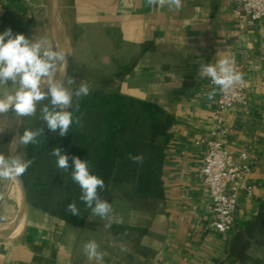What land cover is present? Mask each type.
<instances>
[{"label": "crops", "instance_id": "0c3cea01", "mask_svg": "<svg viewBox=\"0 0 264 264\" xmlns=\"http://www.w3.org/2000/svg\"><path fill=\"white\" fill-rule=\"evenodd\" d=\"M36 1L0 0V32L11 28L40 40ZM234 7L235 0H183L179 11L149 7L147 0H56L54 24L98 35L101 72L109 73L98 88L156 102L173 117L163 191L160 197L105 194L109 216L90 211L76 225L31 204L23 215L12 178H0V264H264V21L241 30ZM43 44L52 48L50 37ZM240 52L249 104L225 113L226 146L236 163L242 153L250 157L253 190L239 196L235 226L223 236L209 228L201 172L206 146L198 143L216 126L219 91L199 69ZM15 87L0 86V95ZM89 240L99 244L100 260L84 254Z\"/></svg>", "mask_w": 264, "mask_h": 264}, {"label": "trees", "instance_id": "16d2710c", "mask_svg": "<svg viewBox=\"0 0 264 264\" xmlns=\"http://www.w3.org/2000/svg\"><path fill=\"white\" fill-rule=\"evenodd\" d=\"M66 111L73 114L67 135L60 136L59 129L50 131L43 118L39 121L37 113L30 130L41 132L37 137L39 143L20 144L24 159L32 161L21 176L25 185L31 173L46 163L50 165L46 180L39 173L40 198L39 202L30 201L31 205L66 222H85L91 210L80 200L81 189L71 179L73 156L86 160L90 174L104 180V189H97L100 199L113 192L133 191L139 197L162 195L163 149L173 117L158 103L97 90L76 97ZM0 145V153L8 156V150ZM54 148H60L69 157L67 170L56 166L57 158L51 154ZM72 202L80 209V215L67 211Z\"/></svg>", "mask_w": 264, "mask_h": 264}, {"label": "clouds", "instance_id": "9594fccd", "mask_svg": "<svg viewBox=\"0 0 264 264\" xmlns=\"http://www.w3.org/2000/svg\"><path fill=\"white\" fill-rule=\"evenodd\" d=\"M183 0H147L149 7H167L169 10L179 11ZM67 53L49 47H45L41 40H30L22 33H13L11 28L0 32V86L9 82L15 87V91L0 95V114L10 111L17 116H32L36 113L37 102L50 97L53 110L48 107L42 109L43 120L50 131L59 135H67L73 123V114L69 111H56L55 106L61 109L67 108L72 102V93L64 86L61 79L56 78L67 75L64 65L67 62ZM234 59L224 57L216 63L202 64L199 69L201 77L211 78V82L220 90L226 91L242 79V75L234 69ZM68 83H75L73 77L68 78ZM47 87V92L43 91ZM90 87L86 82H81L76 96H87ZM216 91L208 94L212 100ZM38 131L24 130L20 136V144H38ZM56 157V166L67 170L69 168V157L61 153L60 148H54L51 153ZM142 161V157L134 158ZM32 161L20 156H5L0 153V178L19 179L30 167ZM73 171L71 179L78 183L82 195L80 200L91 210L93 215L105 219L112 212L110 203L101 200L97 189H104V180L94 174H90L88 162L77 156L72 157ZM94 205V206H93ZM67 211L72 215H80V209L75 202L69 203ZM111 227V224L106 225ZM218 227H221L218 225ZM84 254L90 259L100 260L99 244L95 240H89L83 246Z\"/></svg>", "mask_w": 264, "mask_h": 264}, {"label": "built area", "instance_id": "2783aa9c", "mask_svg": "<svg viewBox=\"0 0 264 264\" xmlns=\"http://www.w3.org/2000/svg\"><path fill=\"white\" fill-rule=\"evenodd\" d=\"M233 19L241 30L250 29L263 22L264 0H235ZM245 55V52H240L229 56L235 61V71L240 74V60ZM211 84L219 91L216 126L208 138H201L198 143L206 146L201 172L212 211L209 228L226 236L236 223L239 196L242 193L251 194L253 187L248 183V176L252 172L250 157L242 153L241 163H236L232 152L226 146L229 128L224 116L228 110L247 106L249 93L243 77L226 91L220 90L212 82Z\"/></svg>", "mask_w": 264, "mask_h": 264}, {"label": "rangeland", "instance_id": "374dc122", "mask_svg": "<svg viewBox=\"0 0 264 264\" xmlns=\"http://www.w3.org/2000/svg\"><path fill=\"white\" fill-rule=\"evenodd\" d=\"M39 5L38 9H34L36 12V17L39 19V26L42 25V43L48 41L49 37L51 39L50 23L48 18L47 0H37ZM57 10V9H56ZM60 13V12H59ZM59 34L56 36L59 40V47L64 49L67 53V63H66V73L62 82L64 86L72 93V101L78 97L76 96V91L78 90L81 82H86L90 87V92L97 90H103L106 92H116L115 89H102L98 88L101 81H105L109 77V73L101 72L100 64V43L97 34L84 35L82 29L74 32V27L69 25H60ZM47 44V43H46ZM53 48V46H52ZM55 49H59L58 46ZM59 74L56 78H58ZM73 77L75 83L69 84L68 78ZM11 84L9 82L7 85ZM50 97H46L44 100L37 102L36 113H39V121L42 119L44 107H48L49 110H53L50 103ZM68 108V107H67ZM67 108L61 109L59 106H55L56 111H66ZM17 116L11 111L2 115L0 117V143L2 147L11 148L12 156L8 153V156H20L23 158V153L20 150V134L24 130H30L33 124V116ZM1 146V145H0ZM14 150V151H13ZM45 167L40 166V168L29 175L28 184H24L25 193L27 196V201L39 202L40 192H39V173H41L44 180L47 179V168L49 164L46 163ZM14 184V181H13ZM15 193L18 196L19 190L16 185H14ZM58 199V195H55V201ZM3 226V225H0Z\"/></svg>", "mask_w": 264, "mask_h": 264}, {"label": "water", "instance_id": "95a60500", "mask_svg": "<svg viewBox=\"0 0 264 264\" xmlns=\"http://www.w3.org/2000/svg\"><path fill=\"white\" fill-rule=\"evenodd\" d=\"M55 2H56V0H47L48 18H49V23H50V31H51V39H52L53 49H55L57 46H59V40L57 39V37L55 35V30H54V6H55ZM65 70H66V66H65ZM64 77H61L60 79L63 80ZM43 91L47 92V89H45ZM18 180L21 184V192H22V198H23L22 214L25 215L27 208L29 206V203L27 201V196L25 193L24 182H23L21 177Z\"/></svg>", "mask_w": 264, "mask_h": 264}, {"label": "bare ground", "instance_id": "6f19581e", "mask_svg": "<svg viewBox=\"0 0 264 264\" xmlns=\"http://www.w3.org/2000/svg\"><path fill=\"white\" fill-rule=\"evenodd\" d=\"M54 30H55V32L56 33H58L59 31H60V28H59V25L58 24H56V21H55V24H54ZM58 48H59V50H62V51H64V52H66L64 49H62V48H60L59 46H58ZM68 56V55H67ZM67 63V62H66ZM65 66H66V64L64 65V68H65ZM58 75V74H57ZM57 77V76H56ZM61 77L60 76H58V79H60ZM45 89H47V87L45 86L42 90H45ZM12 180L14 181V185H16L17 186V188H18V190H19V194H21V196H22V192H21V184H20V182H19V180L18 179H16V178H12ZM23 217V216H22ZM22 219V218H21Z\"/></svg>", "mask_w": 264, "mask_h": 264}]
</instances>
